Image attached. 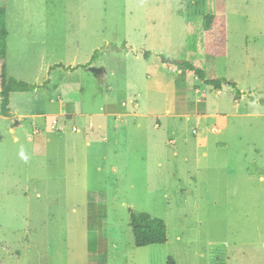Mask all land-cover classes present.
I'll return each mask as SVG.
<instances>
[{
  "label": "rangeland",
  "instance_id": "374dc122",
  "mask_svg": "<svg viewBox=\"0 0 264 264\" xmlns=\"http://www.w3.org/2000/svg\"><path fill=\"white\" fill-rule=\"evenodd\" d=\"M215 1L7 0L8 75L48 85L0 115V264H264V0H225L210 58ZM131 211L166 244L135 247Z\"/></svg>",
  "mask_w": 264,
  "mask_h": 264
},
{
  "label": "trees",
  "instance_id": "16d2710c",
  "mask_svg": "<svg viewBox=\"0 0 264 264\" xmlns=\"http://www.w3.org/2000/svg\"><path fill=\"white\" fill-rule=\"evenodd\" d=\"M7 0H0V115L10 117L9 97L12 93H29L36 89H45L48 82L34 85L7 76ZM202 49L205 56L222 58L227 55V7L225 0H216L212 9L203 17ZM96 51L91 57V62L96 58ZM188 76L197 75L205 85L221 90L226 81L216 77H206L203 70L187 60L180 64ZM235 88V84H231ZM131 234L134 246L144 248L148 246L164 245L167 242V227L165 222L158 217L147 213L130 212ZM88 238L90 251L96 252V228L91 223L88 225ZM173 264V263H169Z\"/></svg>",
  "mask_w": 264,
  "mask_h": 264
},
{
  "label": "crops",
  "instance_id": "0c3cea01",
  "mask_svg": "<svg viewBox=\"0 0 264 264\" xmlns=\"http://www.w3.org/2000/svg\"><path fill=\"white\" fill-rule=\"evenodd\" d=\"M7 20V19H6ZM9 55H10V53H9V47H8V42H7V60H8V58H9ZM91 62V61H90ZM90 62H88L87 63V65L88 64H90ZM89 66V65H88ZM91 66V65H90ZM6 73H7V76H9L8 75V63H7V70H6ZM10 77V76H9ZM14 77H16V78H18L17 76H15L14 75ZM19 79V78H18ZM34 85H37V86H39V85H42V84H37V83H35ZM40 89H36V90H34L33 91V93L35 94L36 92H38ZM14 94H16V93H12V94H10V97H9V108H10V115H11V118H13L14 119V122H15V124H16V127H12V128H9V132H11V131H13V132H15V129L18 127H21L20 125H21V123H19L21 120H26V119H35L37 116L36 115H34V114H31L30 112H26V110H22V109H20L19 110V112L17 113V114H15V112L13 111V109H12V98H13V95ZM16 108H19L18 107V105L16 106ZM67 112H65L64 111V108H63V104L61 103L60 104V110H59V114L58 115H65ZM31 126H33L34 128H35V130L33 131V134H35V135H38L39 134V131H38V127H37V125H33V124H31ZM78 131V130H77ZM37 134H36V133ZM16 140H17V138H16Z\"/></svg>",
  "mask_w": 264,
  "mask_h": 264
},
{
  "label": "water",
  "instance_id": "95a60500",
  "mask_svg": "<svg viewBox=\"0 0 264 264\" xmlns=\"http://www.w3.org/2000/svg\"><path fill=\"white\" fill-rule=\"evenodd\" d=\"M91 72L96 78H101L105 74V70L103 68L97 67L91 68Z\"/></svg>",
  "mask_w": 264,
  "mask_h": 264
}]
</instances>
